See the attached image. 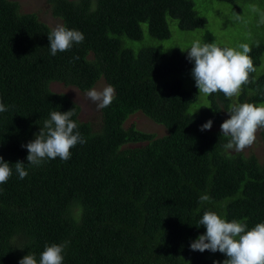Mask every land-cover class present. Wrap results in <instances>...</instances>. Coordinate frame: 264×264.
<instances>
[{
	"label": "trees",
	"instance_id": "1",
	"mask_svg": "<svg viewBox=\"0 0 264 264\" xmlns=\"http://www.w3.org/2000/svg\"><path fill=\"white\" fill-rule=\"evenodd\" d=\"M241 13L251 0H214ZM51 15L84 35L65 52L50 54V28L16 2L0 0V157L27 165L22 145L34 139L50 113L72 110L86 143L70 149L62 161L45 158L15 172L0 184V264H18L32 254L39 264L45 246L68 241L62 264H213L216 255L190 251V242L206 229L205 211L226 222L264 223V162L230 154L231 139L217 130L200 131L208 120L219 124L231 111L222 92L199 101L196 87L185 85L193 63L185 49L159 54L134 51L124 39L170 37L168 21L181 31L204 29L192 0H47ZM264 41V40H263ZM202 43H216L207 30ZM219 47H227L216 43ZM255 69L264 43L251 46ZM249 74L235 104L264 103V73ZM192 76V75H191ZM103 79L115 89L112 103L100 109L94 129L79 118L80 108L50 89L53 82L85 92ZM136 111L162 125L159 138L130 126ZM264 141V130L262 132ZM207 194L210 202L201 203Z\"/></svg>",
	"mask_w": 264,
	"mask_h": 264
},
{
	"label": "clouds",
	"instance_id": "2",
	"mask_svg": "<svg viewBox=\"0 0 264 264\" xmlns=\"http://www.w3.org/2000/svg\"><path fill=\"white\" fill-rule=\"evenodd\" d=\"M250 7L257 11L255 5ZM236 18L240 19V16L236 15ZM261 22L264 23V18ZM47 37L52 56L57 52L68 51L73 43H82L85 38L80 31L68 29L63 24H57ZM239 49L221 48L214 42L202 43L200 40L192 43L186 58L194 65L191 75L199 93L210 95L219 91L227 98L240 94L242 85L249 83V74L256 69L249 55L251 47L242 43ZM86 96L96 104L97 109H103L112 103L115 89L112 85L105 86L101 91L93 88L86 92ZM5 111H8V107L0 102V113ZM73 115L72 110L50 113V118L45 120L43 127L34 134V139L21 146L28 152L27 165L20 161L10 165L0 157V184L7 182L12 175L13 166L19 178L23 180L28 176L26 166H40L46 162L45 158L59 157L62 161L69 160L70 149L77 144L86 143L81 133L74 131L78 124L71 119ZM228 116L220 126L221 133L231 137L224 147L235 149L237 152L243 151L255 142L257 129L264 127V105L234 103ZM212 123V120H208L201 126L200 131L210 130ZM199 199L201 203L210 202V196L207 194L201 195ZM198 225L203 226L206 231L190 242V251L225 254L227 259L220 264H264V223L246 231L247 226L242 222H226L215 212L205 211ZM68 243L65 241L61 244L46 245L39 264H62V253ZM18 264H37V260L34 255L27 254ZM213 264L218 262L213 261Z\"/></svg>",
	"mask_w": 264,
	"mask_h": 264
},
{
	"label": "rangeland",
	"instance_id": "3",
	"mask_svg": "<svg viewBox=\"0 0 264 264\" xmlns=\"http://www.w3.org/2000/svg\"><path fill=\"white\" fill-rule=\"evenodd\" d=\"M8 2H16L18 11L24 14L34 15L40 22L44 23L52 31L57 24H61L60 21L54 18L49 10L47 0H7ZM194 3V9L198 16L204 17L207 24L204 29L195 30L192 32L181 31L178 29L176 22L169 20L168 26L170 31V37L166 40H155L149 37L147 26L142 25L143 38L141 41H129L124 39L125 44L136 52L145 48H154L159 54H168L173 49H185L191 47L192 43L196 40H200L207 30L210 32L216 40V43L225 45L236 50L239 49V45L242 43L248 44L250 47L260 43H264V0H251L257 8V11H253L249 5H244L241 13H236L232 5L217 2L214 0H192ZM240 16V19L236 18V15ZM264 73V52L261 56L260 65L256 68L255 76L262 75ZM185 75V85L187 87H194L195 81L191 75ZM108 84L99 79L91 89L97 91L103 90ZM196 87V86H195ZM50 89L55 93L65 95L69 100L77 104L80 108L79 118L82 122H89L96 129L100 123V109H97L96 104L93 103L87 96L86 92H82L73 86H64L60 83L53 82L50 85ZM197 89V87H196ZM198 92V89H197ZM199 101L195 106H199L201 103L205 104V95L199 93ZM236 98L232 97V103H236ZM264 105V103L262 104ZM229 118L227 112H223L222 120L219 124L212 125V130L221 132V124ZM124 128L130 126L135 127V130L151 135L154 138L162 137L166 134V129L152 121L146 115L140 111H136L130 115L124 122ZM264 127L258 128L255 135V142L246 147L243 151H235V149H227L230 154L240 153L245 157L254 156L259 163L264 162V141L262 138V132ZM209 259H214L218 264L227 259L225 254L216 253V255H208Z\"/></svg>",
	"mask_w": 264,
	"mask_h": 264
}]
</instances>
